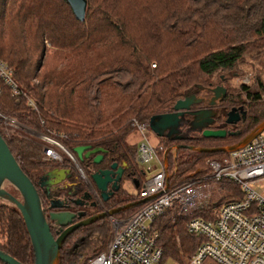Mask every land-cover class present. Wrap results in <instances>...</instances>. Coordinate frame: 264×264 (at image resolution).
<instances>
[{"label": "trees", "instance_id": "obj_1", "mask_svg": "<svg viewBox=\"0 0 264 264\" xmlns=\"http://www.w3.org/2000/svg\"><path fill=\"white\" fill-rule=\"evenodd\" d=\"M263 51L264 0H87L83 20L75 17L67 0H0V60L11 70L10 82L0 75V112L50 133L70 149L86 143L105 148L98 164L92 162V155L80 160L88 176L94 167L112 160L127 161L126 172L131 176L139 163L137 147L126 141L133 118L148 123L151 115L171 110L176 99L193 86L206 87L215 74L232 70L245 53ZM256 83L258 88L251 94L259 99L264 83L260 77ZM232 100L226 91L220 102L243 107L245 117L234 128L238 133L205 137L189 131L182 139L160 136V158L169 148V185L204 174L207 158L226 153L198 151L190 145L217 146L207 141L218 139L220 145L234 143L264 119V98L256 105L245 100L233 105ZM221 117L218 114L217 121ZM0 134L35 182L47 169L40 159L43 140L34 135L30 137L38 142L15 133L7 136L1 128ZM197 167L201 169L190 176ZM139 175H135L137 189ZM218 183L234 196L240 195L236 184ZM131 201H137L136 194L120 187L104 204L111 208ZM139 205L114 214L131 213ZM185 220L175 209L165 210L156 219L163 246L161 263L184 264L198 243L199 237L187 231ZM106 223L108 218H100L68 233L58 264L81 252L74 244L83 234ZM109 230L107 226L106 238ZM0 249L33 263L24 219L7 201H0ZM0 264L6 263L0 260Z\"/></svg>", "mask_w": 264, "mask_h": 264}, {"label": "built area", "instance_id": "obj_2", "mask_svg": "<svg viewBox=\"0 0 264 264\" xmlns=\"http://www.w3.org/2000/svg\"><path fill=\"white\" fill-rule=\"evenodd\" d=\"M0 75L11 81V70L1 60ZM28 103L37 108L33 101ZM132 125L142 129L148 123L133 118ZM36 132L43 140V160L68 164L88 181L70 148L50 133ZM161 149L160 143L148 141L137 146L139 163L156 160L159 165L134 192L137 200L146 199L129 214L108 215L111 238L106 248L76 264H165L161 263L163 246L155 221L167 209L187 216V231L199 237L184 264H264V134L260 132L236 149L207 158L204 174L171 185L168 162L166 165L158 153ZM221 180L236 184L240 195L229 191L232 195L215 207L216 199L206 185ZM194 210L208 215L189 213Z\"/></svg>", "mask_w": 264, "mask_h": 264}, {"label": "water", "instance_id": "obj_3", "mask_svg": "<svg viewBox=\"0 0 264 264\" xmlns=\"http://www.w3.org/2000/svg\"><path fill=\"white\" fill-rule=\"evenodd\" d=\"M67 1L75 17L79 20H83L85 18L87 0ZM199 86L200 88H204L203 85ZM210 90L213 91V94L207 105H201L204 101L202 95H197L195 91L186 92L182 97L176 99L171 110L151 115L148 120V126L158 135H164L173 139H182L187 136L182 132L184 131L183 127H185L186 130L199 132L205 137H223L226 134L238 133L239 130L226 128L223 125L213 126L217 116L215 105L217 101L224 98L227 89L223 84H216L210 87ZM244 117L245 111L242 106H232L226 110L223 124H236L239 120L244 119ZM263 129L264 119L234 143L217 146L190 145L189 147L198 151H231L245 144ZM179 146H181V144L175 147ZM168 150L169 148L164 151L163 156L166 165ZM71 151L75 153V157L78 161L92 155V162L98 164L104 159L105 148L86 143L73 146ZM127 168V161L122 160L118 162L117 160H112L107 165L99 166L90 173L89 177L99 190L103 200H108L110 196L121 187V183L124 179L123 176ZM71 177L72 171L70 167L53 166L44 171L39 177L38 182H33L28 174L21 168L5 138L0 134V198H5L11 204H15L24 219L33 250L34 260L32 264H58L59 249L68 233L81 225L89 224L146 199L141 198L137 201H131L123 205L103 209L75 222H72L73 218L85 214L84 210L52 211L49 213V217L60 226L65 225L57 236H53L42 207L37 185L42 186L45 183L61 185L63 181ZM130 180L132 182L134 181L135 186H137L138 181L135 175L130 177ZM5 181H8L19 191L21 199L4 187ZM60 187L64 188V186ZM80 197L86 201L83 202L82 200V202L79 201V203L87 204L91 197V192L85 190ZM56 199H51V207L63 205L62 201H56ZM95 203V201L90 202L91 205H95ZM0 260L6 264H27L1 249Z\"/></svg>", "mask_w": 264, "mask_h": 264}, {"label": "rangeland", "instance_id": "obj_4", "mask_svg": "<svg viewBox=\"0 0 264 264\" xmlns=\"http://www.w3.org/2000/svg\"><path fill=\"white\" fill-rule=\"evenodd\" d=\"M220 76H223L225 78L224 81L219 82L221 80ZM256 77H260V79L264 83V51L263 52L245 53V55L238 62L236 67H234L229 72L215 74L212 77V80H211L209 85L214 86L216 84H223L226 87L229 95L230 96L232 95L233 105H238L239 102L242 100H245V102L248 105L249 104H255V102H257V103L259 101L261 102L264 98V92L263 91H261V93H260L261 98H259V99H255V97H253V95L251 94L252 92L257 90V88H258V84L256 83ZM242 84H246L248 86V88L245 90V88L242 87ZM209 85H205V86L207 87ZM193 88L196 89L197 86H193ZM197 93H198L197 95H203L204 97L207 96L206 99L209 97V94H210L209 91H205V90H198ZM218 106H219V108H224L225 111L231 107L230 104L225 105V104H222L221 102L218 103ZM0 116H1L0 128L2 129V131L7 136L12 134V133H15V134H19L21 136L27 137V138L30 137V135H34V136H37L40 138V136H38L39 135L38 132L33 131V133H32L31 129H29L30 127H27V125H24L15 116L3 114L2 112H0ZM224 118H225V116H224V114H222L220 122L222 121V119L224 120ZM239 122L240 121H238L237 123H239ZM227 126L229 128H232L233 124H228ZM235 127H237V124L235 125ZM261 133L264 134V129L261 131ZM34 136H31L30 140H32ZM159 139H160L159 135L155 131H153L149 126H144L142 129H139L138 127H133L126 137V141L128 143H131V145L133 147H137L141 141H148L152 145H156L158 143ZM33 140L37 141L39 139L38 138L36 139V137H35V139H33ZM207 143L213 144V145H220V144H222V141H220L219 139L215 140V141L208 140ZM224 145H227V144H224ZM174 150L175 149H172V151H174ZM40 159L43 160V155H42V158H40ZM54 163L55 162H50L48 160H45V163L42 165V167L43 168L44 167L50 168V167H52V165H54ZM139 165H141L140 167H142L144 170L143 173H140V175H141L140 179L141 180H145L152 173H154L155 171H157L159 169V165L157 164L156 160H151V161L146 162V163L140 162ZM200 169H201V167H197L196 170L190 172V176L195 175L196 171L200 170ZM127 173L128 172H126V170H125V174L123 176L124 179L121 183V188H123L124 190H126L129 193L130 192L136 193L137 187L132 185V181L130 180L131 176H129L130 174H127ZM4 185L11 192H14L17 195H20L19 191L13 185H11L9 182H4ZM125 186L127 187L128 190L125 188ZM206 187H208L209 192H210V196L212 197V199H216V201L213 203L215 205V207L218 206V204L221 201H223L224 199H226V198L230 197V195H232L231 193L229 194V191H232V190L224 189V187L219 183L210 182L206 185ZM0 201L9 202L5 198H0ZM132 211H134V209ZM198 212L199 211L194 210L193 212H189V213L198 214ZM200 214H203V213H200ZM181 216H182V214H181ZM184 217L187 218V216H184ZM102 218H107V216H104ZM107 226L110 227V230H109V234L106 238L105 233H106ZM110 238H111V225L108 223H106V226H103L102 228L99 227V228H96L95 230H91L90 233L88 232L87 234H83V236L81 238H79V240L76 242V244H74V247L79 249L81 252L78 253L76 256L71 257V259H64L63 264H76V262L86 260V258H88V257L94 255L95 253H97L98 251H101L104 248H106L108 242L110 241ZM102 241H104L102 246L98 247V245H100V243ZM187 258H186V260H187ZM186 260H185V262H186ZM166 264H175V263L168 261Z\"/></svg>", "mask_w": 264, "mask_h": 264}, {"label": "flooded vegetation", "instance_id": "obj_5", "mask_svg": "<svg viewBox=\"0 0 264 264\" xmlns=\"http://www.w3.org/2000/svg\"><path fill=\"white\" fill-rule=\"evenodd\" d=\"M210 87H212V86L209 85L207 87L202 88L205 91H209L210 94H209V97L207 99H206L207 96L204 97L202 95L204 97V101L202 102L203 104H201V105H207L211 95L213 94V91L210 90ZM190 91H194V90H190ZM220 101L221 100L217 101V103L215 105V109L217 111V115L218 114H221V115L224 114V116H225V112H226L225 109L224 108H219V106H218V103ZM218 125H223L224 127L229 128L227 126L228 125L227 123L223 124V119H222L221 122L217 121V119L215 120V122L213 123V126H218ZM232 128L233 129L235 128V124H233ZM186 131L187 132H189V131L192 132V130H186ZM52 162H55L54 165H52V167L53 166L67 167V168L70 167L68 164H65V163L62 164V163H58L56 161H52ZM98 166L94 167V169L97 168ZM70 169H71V167H70ZM71 171H72V169H71ZM136 172H138V173H136ZM143 172H144L143 168L137 165L135 170L134 171L132 170L131 177L134 176V174L136 175V174H140V173H143ZM41 175L42 174H40L38 176V178L36 179L35 182H38L39 177ZM76 176L77 175L72 173V177L70 179H66L65 181H63L61 183V185H55V184H49V183H45L42 186L37 185V189H38L40 197H41L42 207L44 209L46 218H47V220L49 222V225H50V230L51 229L52 230H56L59 233L60 230L65 227V225L60 226L59 224L57 225V223L55 224L54 223L55 221L52 220L49 217V213L52 212V211H60V210L78 211V210H84L85 214H83L80 217L76 216V217L73 218L72 222H75V221H78V220H80L82 218L87 217L88 215H91L93 213L99 212V211H101L103 209H107V207L104 204V202L106 200L102 199V197L100 196L99 190L96 188L95 184L92 182L90 177L87 175L88 176V181L84 180L87 185H84V184L81 183V181ZM5 182H8V181H5ZM60 186H64V188H62ZM91 186L94 187V191H93ZM4 187L6 189H8L5 185H4ZM85 190H89L91 192V197L89 198L87 204H85V203L81 204V203H79V201H81V202H82V200H83V202L86 201V200H84V199H82L80 197L82 192L85 191ZM11 193H13L15 196H17L18 198L21 199V195H17L14 192H11ZM56 198H59V199H56ZM51 199H53V200L56 199V201L60 200V201H62L63 205L51 207L50 206ZM76 201H78V202H76ZM91 201H95L96 202L95 205H91L90 204ZM58 233L56 234V236L58 235Z\"/></svg>", "mask_w": 264, "mask_h": 264}, {"label": "crops", "instance_id": "obj_6", "mask_svg": "<svg viewBox=\"0 0 264 264\" xmlns=\"http://www.w3.org/2000/svg\"><path fill=\"white\" fill-rule=\"evenodd\" d=\"M198 88V89H197ZM197 88L196 89H194V88H192V90H194L196 93H197V91L198 90H203L202 88H200V86H197ZM198 94V93H197ZM183 133H185L186 135L188 134V132L186 131V130H184V131H182ZM128 135V134H127ZM160 136L161 135H159V138H160ZM127 137V136H126ZM159 142V141H158ZM129 144H131V143H129ZM136 148V147H135ZM177 147H173V149H176ZM167 149V148H166ZM165 149V150H166ZM164 156V155H163ZM162 160H163V157H162ZM163 162H164V160H163ZM140 163H138V166H141V165H139ZM141 175H139V177H140ZM141 180V179H140ZM132 185H134L135 186V184H134V181L132 182ZM137 187V186H136ZM125 188L127 189V187L125 186ZM128 190V189H127ZM132 193H134V192H132Z\"/></svg>", "mask_w": 264, "mask_h": 264}]
</instances>
